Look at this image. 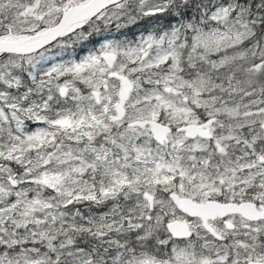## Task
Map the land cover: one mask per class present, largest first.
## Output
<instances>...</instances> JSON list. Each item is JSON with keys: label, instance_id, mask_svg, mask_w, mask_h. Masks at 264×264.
<instances>
[{"label": "snow or ice", "instance_id": "1", "mask_svg": "<svg viewBox=\"0 0 264 264\" xmlns=\"http://www.w3.org/2000/svg\"><path fill=\"white\" fill-rule=\"evenodd\" d=\"M0 264H264V0H0Z\"/></svg>", "mask_w": 264, "mask_h": 264}]
</instances>
